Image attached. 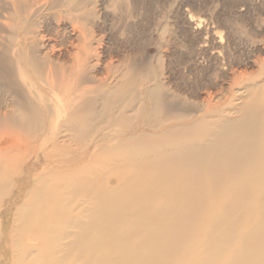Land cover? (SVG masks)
<instances>
[{"label": "bare ground", "instance_id": "6f19581e", "mask_svg": "<svg viewBox=\"0 0 264 264\" xmlns=\"http://www.w3.org/2000/svg\"><path fill=\"white\" fill-rule=\"evenodd\" d=\"M5 1L30 10L27 35L41 42L27 38V54L0 50V89L9 94L0 98V264H264V77L246 88L240 108L197 117L150 86L157 77L146 66L131 63L112 87L92 78L101 63L93 26L61 30L77 44L70 64H61L56 42L39 34L49 1ZM90 4L52 0L51 8L86 23L85 15L98 14ZM263 23L255 21L258 56ZM194 25L203 48L221 53L214 59L224 70L249 77L260 66L264 76L261 54L231 65L229 34L214 41L221 23ZM211 195H226L217 213ZM6 198L14 205L10 224L2 217Z\"/></svg>", "mask_w": 264, "mask_h": 264}, {"label": "rangeland", "instance_id": "374dc122", "mask_svg": "<svg viewBox=\"0 0 264 264\" xmlns=\"http://www.w3.org/2000/svg\"><path fill=\"white\" fill-rule=\"evenodd\" d=\"M31 1L36 3L42 0ZM48 1L45 10L38 15V20L42 22L41 28L37 27L35 30L39 29L41 36L44 35L46 39L50 38L56 42L57 47L53 55L60 53L64 56L61 64L69 65L70 59L77 54L75 50L77 44L74 42L76 36L74 35V39L69 41L68 38L62 36L63 29L72 31L73 26L79 30L84 27L89 30L93 26L100 40L101 63L92 70V78L105 79L104 87H112L120 83L124 73L131 70V63L132 66L135 65V68L137 66V69L146 66L152 69L157 77L150 86L159 84L164 89L167 98L180 100L185 103L184 106L193 107V112L196 111L197 117H201L213 112L215 114L217 110L240 108L248 96L246 88L255 87L251 82L255 79L259 82L257 86L262 83L261 79L264 76L260 73L262 69L260 66L256 68L253 66L251 69L253 75L249 77L247 74L244 76L239 74V71L241 73L239 68H234L229 72L224 70L220 62L223 59L215 60L221 53L215 49L203 48L201 37L194 25L202 18L222 24L223 28L215 31L214 41L216 44L221 35L225 40L229 34L231 39L228 44H225L227 47L225 53H229L226 56L234 67L238 60H247L243 57H247V53L251 61L258 58L260 54L264 59V52L259 56L256 55L257 52H252L258 46L256 41L262 40L254 34L255 21L259 18L264 20V15L256 12L261 5L264 12V4H261L260 0H91L89 8H96L98 14L97 16L94 13L85 15L86 23L81 18L74 21L72 15L67 14L65 7L52 9V0ZM248 3L249 7L255 8L256 11L253 9L248 12ZM16 6H18L16 9H12L5 0H0V50L9 57L12 49L14 51L19 48L21 54L29 52L25 45L29 43L27 38L41 42L39 38L27 35V32L32 30L29 28L35 22L29 19L30 10L24 9V4L17 3ZM13 15L17 16L16 21ZM23 26L27 28V31L18 32ZM261 31H263L262 28ZM14 33L16 37L13 36ZM39 50L43 51L40 48ZM206 50L208 52L203 53ZM69 53L72 54L71 57ZM201 59L202 62L199 61ZM0 98L7 99L9 94L7 95L4 90L0 89ZM231 117L237 119L235 116ZM40 166L39 169H41ZM104 170L111 171L110 167ZM32 172L35 171L32 170ZM208 188L211 190L212 187ZM171 195V191L157 195L155 202L162 203ZM225 197L226 195L221 198L210 196V200L217 205L216 213L217 210L220 211ZM258 198L259 195H257V200ZM2 207L5 212L2 217L6 216L5 220L10 224L14 205L6 198ZM8 264L11 262L8 261ZM71 264L79 263L74 260Z\"/></svg>", "mask_w": 264, "mask_h": 264}]
</instances>
